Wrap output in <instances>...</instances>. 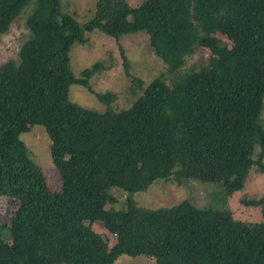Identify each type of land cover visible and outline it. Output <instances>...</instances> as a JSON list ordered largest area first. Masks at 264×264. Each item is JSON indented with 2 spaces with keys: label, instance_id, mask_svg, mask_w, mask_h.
Instances as JSON below:
<instances>
[{
  "label": "trees",
  "instance_id": "trees-1",
  "mask_svg": "<svg viewBox=\"0 0 264 264\" xmlns=\"http://www.w3.org/2000/svg\"><path fill=\"white\" fill-rule=\"evenodd\" d=\"M31 3L17 60L0 64V196L14 206L0 213L9 231L8 240L0 235V264H114L121 255L156 264H264V222L187 199L153 208L130 195L123 208L106 207L115 202L111 187L133 194L188 179L183 156L212 164L227 192L243 190L254 165L264 171V0H144L137 7L96 0L84 22L61 0H0V34ZM93 30L116 40L144 32L169 68L197 47L207 62L171 85L151 80L128 110L95 111L68 96L77 84L107 106L114 98L91 87L99 62L79 75L70 68L71 46ZM34 124L49 137L59 191L19 138ZM240 201L264 215V192Z\"/></svg>",
  "mask_w": 264,
  "mask_h": 264
},
{
  "label": "rangeland",
  "instance_id": "rangeland-1",
  "mask_svg": "<svg viewBox=\"0 0 264 264\" xmlns=\"http://www.w3.org/2000/svg\"><path fill=\"white\" fill-rule=\"evenodd\" d=\"M144 0H122L124 6L137 7ZM96 0H61L62 10L71 14L77 21L90 19L95 9ZM33 3L26 6L11 22L9 29L0 34V64L8 60H17L18 50L27 38L28 30L25 19ZM85 43H74L69 52L70 68L74 75L99 62L103 68L90 78L94 92H111L114 95L110 105L97 100L95 95L85 87L72 84L69 87V99L80 106L95 111H111L130 109L142 95V90L148 82L159 79L167 85L179 74L184 73L191 65L198 66L207 62L208 52L196 48L195 52L186 58L185 63L177 69L169 68L149 46L148 35L144 32L127 33L118 38L110 37L98 30L85 35ZM226 44L228 40L224 39ZM123 49L126 57L127 71L120 53ZM196 62V63H195ZM264 102V97H263ZM264 125V107L261 113ZM19 138L29 149L30 155L42 169L49 188L59 191L62 187L59 171L54 166L50 156V140L45 129L38 124L32 125L28 131L22 132ZM264 163V157H263ZM184 174L188 178L181 183L165 182L149 185L144 191L130 194L116 187L110 192L115 202L107 208L121 209L127 196L136 204L145 207L169 206L183 199L189 200L194 206L227 210L235 219L251 222H264V215L259 206H247L240 200L243 197L260 196L264 192V171L258 172L254 165L247 174L243 190L227 192L212 164H205L183 156ZM193 176L200 177L193 179ZM190 177V178H189ZM6 197L0 196V213L9 212L14 206L8 204ZM1 225V224H0ZM91 228L103 238H110L108 232L99 222L90 223ZM0 235L8 240L7 225L0 227ZM113 239V236H111ZM114 264H156L147 256L121 255Z\"/></svg>",
  "mask_w": 264,
  "mask_h": 264
}]
</instances>
